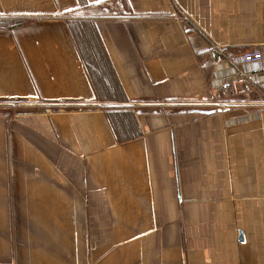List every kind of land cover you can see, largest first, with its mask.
<instances>
[{"label": "crops", "instance_id": "1", "mask_svg": "<svg viewBox=\"0 0 264 264\" xmlns=\"http://www.w3.org/2000/svg\"><path fill=\"white\" fill-rule=\"evenodd\" d=\"M84 1L122 101L53 18L78 0H0L42 17L0 30V264H264V0ZM165 102L245 105H99Z\"/></svg>", "mask_w": 264, "mask_h": 264}, {"label": "trees", "instance_id": "2", "mask_svg": "<svg viewBox=\"0 0 264 264\" xmlns=\"http://www.w3.org/2000/svg\"><path fill=\"white\" fill-rule=\"evenodd\" d=\"M78 1L80 4L79 8L58 14L53 18L64 20L68 25L70 35L80 47L82 57L90 73V79L93 80L100 98L103 101H122V93L92 26L88 23H77L79 20L92 18V15H84L81 13V8H87L88 4L84 0ZM36 18L42 17L36 16L34 18L17 19L15 21H7L3 17H0V30L18 27ZM110 120L119 140H124L133 134H138V127L135 125L133 117L130 114L113 116Z\"/></svg>", "mask_w": 264, "mask_h": 264}, {"label": "built area", "instance_id": "3", "mask_svg": "<svg viewBox=\"0 0 264 264\" xmlns=\"http://www.w3.org/2000/svg\"><path fill=\"white\" fill-rule=\"evenodd\" d=\"M184 22H190V18L186 15L181 16L180 18ZM262 60V52L259 50L248 51L238 56V58L232 61L233 66H241L242 71H238L237 75L234 78L228 79L224 82V85L228 87L233 93H236L240 80H243L248 72L252 69L258 67L259 63Z\"/></svg>", "mask_w": 264, "mask_h": 264}, {"label": "water", "instance_id": "4", "mask_svg": "<svg viewBox=\"0 0 264 264\" xmlns=\"http://www.w3.org/2000/svg\"><path fill=\"white\" fill-rule=\"evenodd\" d=\"M2 105V104H0ZM8 105V104H7ZM10 105V104H9ZM100 106H148V107H231V106H243L245 104H227V103H211V104H189V103H173V102H165V103H155V104H99Z\"/></svg>", "mask_w": 264, "mask_h": 264}, {"label": "snow or ice", "instance_id": "5", "mask_svg": "<svg viewBox=\"0 0 264 264\" xmlns=\"http://www.w3.org/2000/svg\"><path fill=\"white\" fill-rule=\"evenodd\" d=\"M95 2H97V3H100V2H101V0H95Z\"/></svg>", "mask_w": 264, "mask_h": 264}]
</instances>
